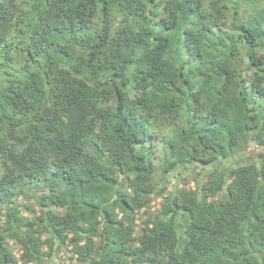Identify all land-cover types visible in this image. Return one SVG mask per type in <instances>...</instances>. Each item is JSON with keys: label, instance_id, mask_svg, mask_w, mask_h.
<instances>
[{"label": "clouds", "instance_id": "obj_1", "mask_svg": "<svg viewBox=\"0 0 264 264\" xmlns=\"http://www.w3.org/2000/svg\"><path fill=\"white\" fill-rule=\"evenodd\" d=\"M0 264H264V0H0Z\"/></svg>", "mask_w": 264, "mask_h": 264}, {"label": "trees", "instance_id": "obj_2", "mask_svg": "<svg viewBox=\"0 0 264 264\" xmlns=\"http://www.w3.org/2000/svg\"><path fill=\"white\" fill-rule=\"evenodd\" d=\"M149 2H150V0H149Z\"/></svg>", "mask_w": 264, "mask_h": 264}]
</instances>
